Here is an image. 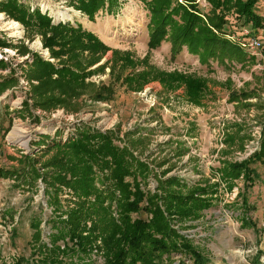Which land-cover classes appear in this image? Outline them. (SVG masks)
Instances as JSON below:
<instances>
[{"label":"rangeland","instance_id":"1","mask_svg":"<svg viewBox=\"0 0 264 264\" xmlns=\"http://www.w3.org/2000/svg\"><path fill=\"white\" fill-rule=\"evenodd\" d=\"M17 1L30 12L38 3V0ZM46 1L42 6L48 11L40 13L49 16L53 24H79L107 47L100 63L91 69L101 65L102 68L85 82L96 88L110 83L114 95L110 101L81 96L70 101L77 104L76 108H36L32 94L38 81L32 79L33 71L28 66L32 55L55 61L43 48L40 36L26 34L23 25L0 12V62L4 65L0 68V84L7 81L1 84L3 89L0 90V171L19 168L21 158L29 155L39 158L36 167L43 175L42 164L52 155L45 151V146L51 140L65 142L81 123L101 133L113 132L115 139H120L114 140L119 147L125 145L126 135L139 139L133 155L151 173L140 184L144 192L158 193V184L169 178H176L188 187L215 185L217 188L210 196L211 207L202 211L198 219L184 223L183 229L176 219L171 223L205 255L207 264H264V164L251 161L249 168L256 178L248 187L246 174L242 173L232 180L228 190L221 174L228 166L247 162L261 149L264 27L251 32L240 28L234 17H229L226 39L237 43L246 59L242 62L209 60L207 65H201L198 57L189 54L185 47L172 57L169 41H163L157 48L148 47L150 15L143 2L149 0H120L119 8L112 13L100 11L94 21L75 10L74 0ZM44 2L39 0V3ZM195 2L204 18L209 4L206 0ZM256 13L264 18V0L258 2ZM65 14L69 16L64 17ZM13 21L19 24L18 30L11 29ZM253 37L261 42L260 56H253L239 45L238 41ZM119 73L123 77L130 73H147L149 82L140 91L127 90L113 81ZM173 73L202 83L204 94L200 105L186 101L182 82L176 83V88L167 89L157 79ZM43 137H48L45 145ZM17 179L0 175V264L18 259L28 264L37 261L41 245L49 250L52 245L58 247L59 259L66 264H78L80 258L89 264H106L103 238L100 235L94 238L97 233H90L96 219L82 223L81 237L90 240L91 251L86 255L81 254L76 242L68 237L54 244L51 239L55 234L52 228L55 220L51 216L46 184L42 178ZM96 186L100 184L96 182ZM59 198L62 207L72 206L73 200L77 201L66 187L62 188ZM104 205L118 221L116 199ZM145 205V202L140 203L141 209L131 214L132 218L150 219L142 210ZM245 219L251 227L243 225ZM35 224L37 229L31 227ZM35 230L40 233L38 240L32 238ZM165 264H192V261L183 253L172 255Z\"/></svg>","mask_w":264,"mask_h":264},{"label":"trees","instance_id":"2","mask_svg":"<svg viewBox=\"0 0 264 264\" xmlns=\"http://www.w3.org/2000/svg\"><path fill=\"white\" fill-rule=\"evenodd\" d=\"M178 1L143 2L150 15L147 24L148 47L157 48L163 41H169L172 57L185 47L189 54L198 57L201 65H207L209 60L223 62L228 59L242 62L246 59V54L237 43L226 39L228 34L225 28L230 25L228 18L234 17L240 28H247L251 32L264 27V18L256 13L260 0H206L209 12L203 15L204 18L200 16L202 12H199L196 0H180L181 3ZM73 2L75 10L93 21L100 11L112 13L121 5L120 0ZM31 10L32 12L17 0L0 2V12L23 25L26 34L40 36L43 48L48 50L50 59L55 61H45L35 53L32 55V62L28 66L33 71L32 79L38 81L32 94L34 106L44 110L54 106L76 108L77 104L70 101L81 96H87L94 101L112 100V84H101L96 88L85 82L91 74L102 68L101 65L91 69L100 63L107 47L79 24H53L51 18L41 14L39 9ZM3 66V62H0V68ZM157 79L167 89L176 88V83L182 82L186 101L194 105L201 104L204 87L199 80L184 78L176 73L163 74ZM113 81L135 92L143 89L149 82V77L147 73H130L124 77L119 73ZM1 84L0 90L3 89ZM125 137V145L119 147L114 144V140L120 139H115L117 136L113 132L101 133L81 123L65 142L59 139L46 144L45 151L52 155L42 164L43 175L36 167L39 158L29 155L21 158L19 168L0 171V175L16 176L17 181L25 178L27 180L28 176L32 181L42 178L48 188L47 199L52 208L51 216L55 220L52 225L55 234L51 239L54 244L68 237L76 242L78 251L86 255L91 248L88 247L90 240L81 237L82 223L96 219L97 223L94 222L90 233H97L98 236L94 238L99 235L103 238L106 264H165L172 255L183 253L192 264H207L205 255L194 248L191 240L181 235L171 223L176 219V223L183 229L184 223L198 219L202 211L211 207L210 196L216 193L217 188L215 185L188 187L176 178H169L158 184L156 191L159 194L144 192L140 184L151 173L144 163L134 157L132 151L140 141L130 139L127 135ZM43 138L45 145L48 137ZM251 161L264 164V135L260 151L250 160L228 166L229 169L221 171V181L226 189H231L232 180L242 173L246 174V186L253 185L252 181L256 177L249 168ZM96 182L100 184L99 187ZM63 187L70 189L77 200H73V204L70 201L72 206H61L59 193ZM184 190L186 193H183ZM115 199L118 221L110 216L108 206L104 205L106 201ZM143 202L146 205L142 210L150 215V219L132 218L131 214L137 213L141 209L140 203ZM242 222L245 227H251L248 219ZM31 227L37 229L38 225ZM39 237V231L35 230L32 238L38 240ZM51 248L49 250L41 245L37 251L38 260L31 261L30 264H66L59 259V248L54 245ZM77 261L78 264H89L82 258ZM24 263L23 259H18L9 264Z\"/></svg>","mask_w":264,"mask_h":264},{"label":"built area","instance_id":"3","mask_svg":"<svg viewBox=\"0 0 264 264\" xmlns=\"http://www.w3.org/2000/svg\"><path fill=\"white\" fill-rule=\"evenodd\" d=\"M44 1H45L44 3H39V0H38V3H36V6H35V8L38 7L39 10L43 13L48 11V8H46V7L43 8L44 6H42V5L46 4V2H47L46 0H44ZM246 34H248V33L246 32ZM238 42H241V44L239 43V45H241L243 48H247L248 49L247 51L249 53H251L253 56H260L259 51L261 48V42L259 39L253 37V38L247 39L244 42H242V41H238Z\"/></svg>","mask_w":264,"mask_h":264},{"label":"bare ground","instance_id":"4","mask_svg":"<svg viewBox=\"0 0 264 264\" xmlns=\"http://www.w3.org/2000/svg\"><path fill=\"white\" fill-rule=\"evenodd\" d=\"M67 16H69L68 14H65V16L64 17H67ZM11 24H12V26H11V29L12 30H18L19 29V24L17 23V22H11ZM19 33V32H18Z\"/></svg>","mask_w":264,"mask_h":264}]
</instances>
